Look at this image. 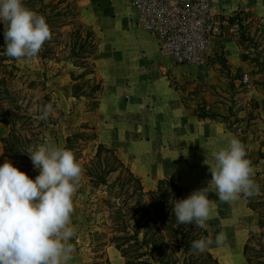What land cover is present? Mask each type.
Segmentation results:
<instances>
[{
  "label": "trees",
  "instance_id": "1",
  "mask_svg": "<svg viewBox=\"0 0 264 264\" xmlns=\"http://www.w3.org/2000/svg\"><path fill=\"white\" fill-rule=\"evenodd\" d=\"M29 9L46 18L52 31V38L46 41L36 56L45 65L41 72L42 80L30 79V75L19 74L18 60L5 53V25L0 20V124L9 127L7 135L0 137L3 157L35 179L36 168L27 151L32 150L47 139V130L63 117L65 111L52 101L49 93L37 105L41 110H31L33 103L26 102L27 92L16 87L21 82L28 89H37L40 85L47 88L50 79L48 64L54 62L53 76L66 70L70 76L71 93L76 99L84 98L87 105L96 110L105 88L104 79L95 61L102 42L95 28L83 20L77 0H23ZM244 28V20L256 19L252 14L243 18L236 15ZM258 28H264L261 20L256 19ZM246 29V27H245ZM237 44L241 49L242 61L251 63L250 83L242 82V71L231 64L222 53L216 55L221 73L227 79L225 88L215 92L220 100L208 102L201 97L193 103V113L201 121L211 120L222 123L245 145L247 158L250 159L259 191L245 197L246 206L254 212L255 226L243 245V256L247 264H264V171L257 170L259 160H264V115L261 102L248 98L247 85L251 82L255 89L264 93V30L252 34L243 30ZM214 62V61H213ZM171 86L176 90H186V84L192 87L188 94L198 96L209 88L218 89L216 84L199 83L195 80L181 81L170 77ZM240 81V82H238ZM187 103V98L182 97ZM194 100V99H193ZM51 103L53 113L47 119H41L42 109ZM86 103V102H85ZM212 105H217L219 110ZM90 130H93L91 133ZM98 127L83 122L80 127L65 137V148L71 151L81 149V142H96V150L82 167L84 176L80 180L77 192L87 194V208L96 213L94 221L88 227L89 248L93 253L90 264H113L107 254V248L114 246L124 258L125 264H222L210 246L203 253L195 252L191 245L194 240L209 237L210 231L197 228L195 224H178L173 213L175 200L188 196L185 188L168 178H160L156 185L147 189L143 178L121 157L117 148L99 142ZM251 145L258 148V158L253 156ZM79 161L78 152H74ZM80 163V162H79ZM77 250L80 248L76 246Z\"/></svg>",
  "mask_w": 264,
  "mask_h": 264
},
{
  "label": "crops",
  "instance_id": "2",
  "mask_svg": "<svg viewBox=\"0 0 264 264\" xmlns=\"http://www.w3.org/2000/svg\"><path fill=\"white\" fill-rule=\"evenodd\" d=\"M77 1L83 20L102 37L95 61L105 88L98 108L90 116L99 129V142L117 148L119 152L129 146L133 149L131 152L139 153L144 161H150L154 153L166 160L182 155L188 162H194L192 167L196 170L207 168V172L202 174L203 185L206 186L211 173L204 161L208 156L209 162L214 163L213 153L235 135L222 123L199 120L193 113V105H187L183 100V91L171 86L169 76L179 81L185 76L179 74V68L185 65L175 64L171 58L161 54L156 37L138 25V12L132 0ZM212 1L213 12L228 21L236 15L252 14L264 24V0ZM220 44H223L225 52L231 45L232 53L228 60L235 67L240 68L241 62H246L235 52L240 47L232 34L219 39L213 53L218 52ZM203 65L210 67V62ZM207 70L198 71L197 78L191 80L212 83L214 78L206 79ZM251 92L264 97V93L255 88L249 94ZM251 97L260 100L256 96ZM262 106L261 102V111ZM212 107L219 110L217 105ZM167 174H160L159 178ZM238 201L240 199L232 203L214 201V212L220 211L232 223L235 216L245 213L250 221L252 210Z\"/></svg>",
  "mask_w": 264,
  "mask_h": 264
},
{
  "label": "clouds",
  "instance_id": "3",
  "mask_svg": "<svg viewBox=\"0 0 264 264\" xmlns=\"http://www.w3.org/2000/svg\"><path fill=\"white\" fill-rule=\"evenodd\" d=\"M0 20L5 25L8 57L34 58L52 38L46 18L26 7L23 0H0ZM52 112L49 103L40 118L47 119ZM27 153L39 170L35 179L11 160L0 165V264H69L75 252L69 241L76 236L71 226L73 197L83 169L70 149L47 141ZM213 160L210 163L207 156L204 161L211 173L207 185L175 200L173 213L178 224L205 228L214 208L209 193L232 203L241 195L251 197L259 191L253 179L255 169L239 138L227 139L226 145L213 153ZM225 240L226 233L221 231L215 241L211 236L201 237L191 247L203 253L214 242L221 245Z\"/></svg>",
  "mask_w": 264,
  "mask_h": 264
},
{
  "label": "rangeland",
  "instance_id": "4",
  "mask_svg": "<svg viewBox=\"0 0 264 264\" xmlns=\"http://www.w3.org/2000/svg\"><path fill=\"white\" fill-rule=\"evenodd\" d=\"M232 18V17H231ZM242 19L243 16H240ZM229 23L231 24L232 22ZM246 27V29H245ZM258 24L257 20L254 18H249L247 20H244V28L243 30H251L252 34L257 33L259 34L264 28L259 27V30H257ZM242 30V31H243ZM242 31H234L231 32L235 39L238 38ZM223 44L219 45V50L216 53H212V56L210 57V67H207L203 64L198 65H185L179 68V74L185 75L184 77H180L179 81L181 80V84L183 81L196 79L198 71L207 70L206 74L209 78H214L212 81V84H216L218 89H211L209 88L207 91H201V93L198 96H194L193 99H191V95L188 94V91H192V87L190 85L186 84V90L182 92V94L187 98V103L192 106L194 102H197L199 98L204 97L208 102H213L215 100H220V97L215 94V92L222 93L221 90L225 88V83H227V79L224 77V74L221 73L220 66L216 60L217 56L220 54H224L228 59V55L232 53V50L230 49L231 45L228 48V51L225 52L223 49ZM235 52L241 53V49H235ZM230 57L235 58L233 55ZM214 61V62H213ZM17 64L21 67V73L30 75V79H40L42 80L41 72L46 69L45 65L40 61L39 58L34 57L30 59H20L18 60ZM54 62H50L48 64L47 73L50 76V79L47 81L46 86L47 88H44L43 86H39L37 89H28L25 85H21V82H16V87L20 89H24L25 92H27V99L25 101L29 102L30 104H34L33 108L31 110L38 111L41 110V107L37 105L39 101H44L45 96L49 93V95L52 98V101H54L58 107L62 108L65 111V115L58 119V122L55 125H51L50 129L47 130V139L41 142L40 144L44 143L45 141L49 143H53L57 146L65 147V137L70 135L72 132H75L80 125L83 122H89L92 126H96L92 120L90 119V116L92 115L93 108L89 107L87 105V101L82 99H76L72 96L70 87H71V81L69 79V74L66 70L62 71L59 75L53 76L54 72L56 70H53L54 68ZM240 69L242 71V74L249 75L252 79L253 76H251V63L249 61H246L244 63L241 62ZM204 79V80H206ZM240 82V81H238ZM249 88V91L254 89V86L251 82L250 85H247ZM221 89V90H220ZM251 95L258 97L263 106H262V113L264 114V97L261 94H257L256 92H251L249 94H246L248 98H253ZM86 102V103H85ZM55 117H58V113H53ZM91 120V121H90ZM9 131V127L0 124V137L7 135ZM92 133L93 130H90ZM253 156L255 159L258 158V148L256 145H251ZM32 149V146L30 147ZM96 150V142H88L84 143L81 142V149H76L74 152H78L80 159L78 162H80V165L82 167V164L85 163V161L94 154ZM133 149H129V146L124 148L119 152L121 157L132 167V169L139 174L144 181V184L147 189L152 188L156 185L157 181L160 179V174H165V172H168L166 177L168 179H172L173 181H176L180 185H182L185 188V191L187 192L188 196L195 190H198L202 187H205L203 185L204 181L202 179L203 172L206 173L207 168L205 170H196L192 167V164L194 162H188L184 157L181 155L177 159L172 160H166L164 157L161 158L157 153L153 154V158L150 161H144L141 157V155L137 152H131ZM0 153H2V143L0 141ZM6 158L3 157L2 161L5 162ZM8 160V159H7ZM150 162V164H149ZM191 166V167H189ZM257 170L264 171V160H259L257 164ZM83 171L84 168L82 167ZM163 170V171H162ZM160 172V173H159ZM162 172V173H161ZM39 175V170L36 169V176ZM84 174L82 175V177ZM81 177V178H82ZM209 198L213 201H218V196L216 193L212 192L209 193ZM74 200V212L71 216V226L74 227L76 231V236L73 237L69 242L73 244L75 248V252L73 254V258L69 261V264H90L92 262L91 256L93 253L90 251L89 248V230L88 227L90 224L94 221V216L96 213L91 209V206L89 205L87 208V194L77 192L74 194L73 197ZM239 204H242L243 207L247 209L246 206V200L244 197H240V201H238ZM215 207L212 210L211 219L207 221V226L210 231V236L212 237L213 241H215V236L221 232L220 230L224 226L223 223H225V218L220 220L219 224L217 225L213 218L216 214L214 212ZM215 213V214H214ZM254 212L250 211V221L245 228V238L244 242L241 245V254H243V245L246 241V239L249 236V231L252 229L255 233L258 234L259 229L255 226L254 222ZM238 218V219H237ZM233 223L231 222V228L233 227V232L235 233L237 231V227H239V221L240 216L237 215L233 219ZM237 226V227H235ZM79 245L80 248L77 250L76 246ZM212 252L219 257L222 264H247L245 258L242 257V261H238L233 254L231 253L228 242L225 240L223 244L216 245L215 242L210 246ZM107 254L113 264H125L124 258L121 256L119 251L114 247L110 246L107 248Z\"/></svg>",
  "mask_w": 264,
  "mask_h": 264
},
{
  "label": "built area",
  "instance_id": "5",
  "mask_svg": "<svg viewBox=\"0 0 264 264\" xmlns=\"http://www.w3.org/2000/svg\"><path fill=\"white\" fill-rule=\"evenodd\" d=\"M137 23L158 40L161 54L178 65L208 63L215 43L224 35L242 31L236 18L231 24L213 12L212 0H132ZM244 84L250 77L244 74Z\"/></svg>",
  "mask_w": 264,
  "mask_h": 264
},
{
  "label": "bare ground",
  "instance_id": "6",
  "mask_svg": "<svg viewBox=\"0 0 264 264\" xmlns=\"http://www.w3.org/2000/svg\"><path fill=\"white\" fill-rule=\"evenodd\" d=\"M238 208H240V207H238ZM223 216H224L223 213H221L220 211H217L214 218H213V221H216L217 225H221V224H219V222H220V220H222L224 218ZM225 221L226 222L223 223L224 226L222 227V229L220 231H223L224 233H226V241L228 242V247H229L231 253L233 254V256L236 259H238V261H242L241 245L244 242V238L246 236L245 235V228L247 227V225L249 223V215L245 214V213L240 215V225H239V227H237L238 229L235 233L232 230L233 227L231 228L230 220L225 219Z\"/></svg>",
  "mask_w": 264,
  "mask_h": 264
}]
</instances>
